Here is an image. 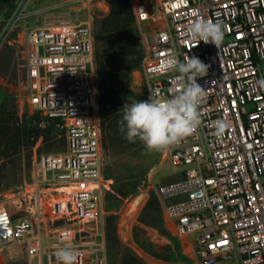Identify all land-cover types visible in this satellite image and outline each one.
Wrapping results in <instances>:
<instances>
[{"label":"built area","instance_id":"obj_1","mask_svg":"<svg viewBox=\"0 0 264 264\" xmlns=\"http://www.w3.org/2000/svg\"><path fill=\"white\" fill-rule=\"evenodd\" d=\"M91 12L94 0H83ZM145 46L139 73L149 96L168 98L181 74L163 62L198 56L210 64L201 123L163 150L176 179L158 193L179 236L194 235L198 264H264V0H131ZM103 10L108 0H98ZM107 6V7H106ZM198 19L220 22L217 47L188 39ZM93 18L36 26L26 37L23 65L35 123L62 130L66 148L44 152L22 192L0 202V254L25 250L30 264H57L63 245L75 264H108L103 128L98 106ZM228 127L217 135L215 123ZM12 206V207H11Z\"/></svg>","mask_w":264,"mask_h":264},{"label":"rangeland","instance_id":"obj_2","mask_svg":"<svg viewBox=\"0 0 264 264\" xmlns=\"http://www.w3.org/2000/svg\"><path fill=\"white\" fill-rule=\"evenodd\" d=\"M110 12V4L109 8L103 10L98 0L92 2L91 12L85 8L83 0H14V6L0 14V118L9 122L14 132L20 136L21 144L23 143L18 152L9 146L14 153L10 156L3 151L4 147L0 148V202L4 201L6 193H19L26 189V183L32 180L33 164L42 153L63 149V132L54 126L41 127L43 135L53 139L37 146L35 153L25 143V128L32 121L34 110L27 98L23 65L28 32L36 26H52L64 21L80 23L92 16L98 99V56L115 38L103 31L109 25ZM140 69L131 73L130 90L137 94L135 100H146L149 98V89L142 80ZM36 117L37 115L34 118ZM50 142L53 144L52 148H49ZM151 154L139 142L121 156L115 147L109 151L103 148L102 170L104 175L106 171L112 175H105L112 182L111 188L105 192L103 204L106 211L108 264H123L127 256H134L143 264H195L193 256L183 250L175 228L167 224L162 207L161 210L146 208L151 198L160 201L159 187L177 177L176 169L169 165L163 150L158 160L149 165ZM125 177V180L120 179ZM132 180L140 181L137 191L122 198L118 189ZM118 197L122 200L117 199ZM138 198L142 201L136 204ZM0 264L30 262L23 248L10 247L1 252Z\"/></svg>","mask_w":264,"mask_h":264},{"label":"trees","instance_id":"obj_3","mask_svg":"<svg viewBox=\"0 0 264 264\" xmlns=\"http://www.w3.org/2000/svg\"><path fill=\"white\" fill-rule=\"evenodd\" d=\"M108 2L111 6V12L108 17L110 22L108 27L103 28L105 29L103 31L115 38H112L110 44L98 56V99L103 128V148L109 151L115 147L118 155L121 156L129 148L136 145L137 142L142 144L139 140L135 142L126 140L119 131L118 121L122 117L123 105L131 103L133 99H137V94L130 90L131 73L141 68L145 48L140 38V31L136 24L131 0H108ZM13 6L14 0H0V14ZM37 114L38 112L33 110L32 121L24 132L26 146L33 148V153L36 152L37 146L53 139L51 136L45 137L41 127L33 121ZM15 140H18V142L16 143ZM52 143L50 142L49 148L53 147L51 146L53 145ZM22 145L20 136L14 132L9 122L0 118V148L4 147L3 151L7 153V156H10V154L13 155L14 153L8 148L9 146L18 152ZM62 148L59 151L66 148L65 138L62 140ZM160 153L161 151L152 152L151 160L148 162L149 165L158 160ZM105 175L112 177L108 171L105 172ZM120 179L125 180L126 177ZM139 185V180H132L122 184L118 189V194L122 198H126L134 194ZM121 197L117 199L122 200ZM160 205L161 202L158 199L151 198L146 208L161 210L162 206ZM123 264L143 263L134 256H127Z\"/></svg>","mask_w":264,"mask_h":264},{"label":"clouds","instance_id":"obj_4","mask_svg":"<svg viewBox=\"0 0 264 264\" xmlns=\"http://www.w3.org/2000/svg\"><path fill=\"white\" fill-rule=\"evenodd\" d=\"M188 39L211 43L217 47L224 39L220 22L198 19L186 29ZM162 67L181 74L183 84L175 95L157 98L152 94L146 100H135L123 105L122 117L118 121L119 131L129 142L139 140L146 151H162L191 135L201 123L199 105L204 97V88L198 77L207 75L210 64L198 56L187 55L183 61L175 53L168 56ZM258 83L264 86V77ZM228 127L226 120H217L215 131L222 135ZM76 252L71 245L65 244L56 253L57 264H75Z\"/></svg>","mask_w":264,"mask_h":264},{"label":"crops","instance_id":"obj_5","mask_svg":"<svg viewBox=\"0 0 264 264\" xmlns=\"http://www.w3.org/2000/svg\"><path fill=\"white\" fill-rule=\"evenodd\" d=\"M167 224L170 225L171 227H174L173 221L167 220ZM180 244L183 246L184 251H188L189 254L193 256V260L195 264L197 263L196 257H195V251H194V235H186V236H180L179 240Z\"/></svg>","mask_w":264,"mask_h":264},{"label":"bare ground","instance_id":"obj_6","mask_svg":"<svg viewBox=\"0 0 264 264\" xmlns=\"http://www.w3.org/2000/svg\"><path fill=\"white\" fill-rule=\"evenodd\" d=\"M106 7H107V6H106ZM140 201H142V200H140V199L138 198V200H137V203H136V204L140 203Z\"/></svg>","mask_w":264,"mask_h":264}]
</instances>
